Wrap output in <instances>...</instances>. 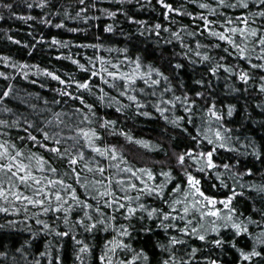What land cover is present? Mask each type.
<instances>
[{"label": "snow or ice", "instance_id": "snow-or-ice-1", "mask_svg": "<svg viewBox=\"0 0 264 264\" xmlns=\"http://www.w3.org/2000/svg\"><path fill=\"white\" fill-rule=\"evenodd\" d=\"M99 3L17 0L15 7L28 10L18 14L13 3L0 0V8L26 23L38 19L53 25L49 16L88 21L89 10ZM156 3L162 21L136 19L123 7L100 8L113 19L123 14L140 36L154 38L160 54L153 61L133 55L128 46L81 44L77 47L93 49L92 55L84 54L85 62L77 58L80 53L61 51L57 57L86 74L77 79L0 53V64L16 70H0L5 81L0 88V264H64L69 240L73 264H225L229 254L227 264H264V172L241 160L252 157L264 167V142L242 138L228 126L239 96L250 86L264 94V0ZM33 9L43 15H31ZM53 26L66 27L64 19ZM117 30L115 24L104 26L106 33ZM6 37L26 48L45 42L59 50L74 44L56 36L49 42L42 33L31 45ZM166 47L172 48L167 55ZM33 70L60 85L51 89V99L26 91L21 96L13 81L22 76L37 83L30 80ZM222 74L243 85H230L237 103L215 95L212 85ZM7 98L19 99L26 110L10 107ZM100 105L125 116L134 111L157 117L175 134L167 148L138 138L118 117L101 115ZM256 107L264 116V105ZM257 123L264 129V119ZM125 145L145 152L130 154ZM221 150L229 154L226 161H218ZM161 153L163 159L151 158ZM256 176L259 182L249 179ZM40 239L43 250L36 248Z\"/></svg>", "mask_w": 264, "mask_h": 264}, {"label": "trees", "instance_id": "trees-1", "mask_svg": "<svg viewBox=\"0 0 264 264\" xmlns=\"http://www.w3.org/2000/svg\"><path fill=\"white\" fill-rule=\"evenodd\" d=\"M4 2L13 3V11L17 12L18 14H28L27 9L23 7H15L17 0H4ZM61 3L64 5H75L76 0H61ZM121 7L128 11L130 15H134L136 19L139 20H148L149 22L163 20V17L161 16L162 9L156 3V0H139V4L136 3V0H132L131 3L126 4H121L119 0H100L99 7L89 10L88 15L90 19L88 21L69 20L63 16H49V18L53 20V25L55 23H59L60 19H64L66 27L61 29H57L53 25H43L38 19L34 21L30 20L26 23L23 20L13 18L6 9L0 8V15L5 17L4 20L0 21V53L12 56L15 61H26L30 64H39L41 68L48 67L50 70L57 71L58 74H61L64 77H67L68 74H73L77 79L86 78V74H82L80 71H78L76 65H74L70 60L65 58L58 59L57 57L61 51L64 52L65 55L80 53V56L77 58H80L82 63L85 62L83 59L84 54L86 53L87 55H92L93 49L77 47V45L81 44L103 42L106 46L111 47L128 46L133 55L139 52L144 55L148 61L156 60L160 54V49L157 48L153 42L154 38L150 39L147 36H140L136 32L138 26L136 24L130 23L123 16V14L118 13L115 19L100 14V8L116 10L117 8ZM193 9L194 6L189 5V10ZM76 10V7L70 9L73 15L75 14ZM31 15L40 17L43 15V12L40 9H33L31 10ZM91 17L99 18L96 19ZM177 19H182V22L185 24L190 23V19L187 17H177ZM107 24H115L118 30L113 34L104 32V26ZM70 28H77L79 31H68ZM121 31L128 33L131 38L129 39L124 35H121ZM6 33L21 41H27L29 45L36 44V41L39 39V35L41 33L47 38L49 42L52 36H56L61 40L73 41L74 44L70 49L59 50L54 47L49 48L45 42L36 44L35 48H26L23 44L16 45L12 41H9L6 37ZM96 37H100V41H97L95 39ZM164 51L167 55L172 51V48L166 47ZM176 51H179V48H176ZM102 54L111 55L113 57L118 55L115 52H104ZM198 69L199 71L204 70L203 66H198ZM0 70L9 73L16 71L7 68L2 64H0ZM34 71L35 70H33V73H30V80H36L38 81L37 83L33 84L29 80H24L22 76H17L13 83L16 85L17 89L22 90L20 93L21 96H23L24 92L26 91L30 93H39L42 96L51 99L53 96L51 89L59 87L60 85L58 82L51 80L50 78L42 76L37 77L34 74ZM260 74L264 75V73ZM190 75L191 74L189 73V76ZM189 76H184L182 74V78L186 82L191 83ZM44 83H47L48 87L42 88L40 86ZM233 84L235 87H243L240 82L235 81V78H233L232 81H227L223 74L218 80H214L212 87L217 98L224 100L226 104L237 103V94L230 91V85ZM4 86L5 81L0 79V88H3ZM7 99L10 107L19 108L20 111L26 110L27 106L22 104L19 99ZM257 105H264V94H259L250 86L247 93L239 96L238 112L232 117L228 118V120L231 121L228 126L235 127L236 135H239L242 138L244 136L253 137L257 144H260L264 142V129H262L257 122L261 119H264V116L261 115L262 108L256 107ZM99 112L101 115H107L111 119H116L118 117L119 120L123 122V126H125L127 129H131L133 135L136 137L153 141L155 143H161L165 148H167L169 145V137L175 134L174 129L170 125H167L163 120L157 117L137 116L135 115L134 111L128 112L127 116H125L123 114H117L114 108H105L103 105L99 106ZM249 115H251V119H248ZM119 142L124 144L122 137L120 138ZM125 148L130 154H135L137 156H140L145 152V150L139 148V146L128 148V146L125 145ZM228 155L229 154L224 150H221L218 156V161H226L228 159ZM151 158L160 160L164 157L161 153ZM241 160L249 167L255 163V168L261 172H264L262 163L254 161V158L241 157ZM249 179H256L257 182H259V176L250 177ZM205 181L207 182V177H205ZM2 222L3 221L0 220V223ZM96 243L97 247L99 248L100 241H97ZM43 244V239L37 240L36 248L43 250ZM197 246H199V242H197ZM64 255V264H73L72 243L70 240L67 241V247L65 249ZM223 259H225V264H227V261L231 259V255H227Z\"/></svg>", "mask_w": 264, "mask_h": 264}]
</instances>
